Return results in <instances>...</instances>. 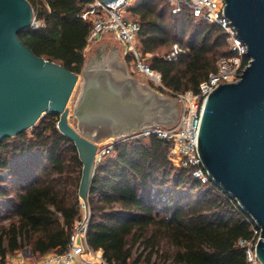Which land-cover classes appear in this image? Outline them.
I'll return each instance as SVG.
<instances>
[{
	"label": "trees",
	"instance_id": "trees-1",
	"mask_svg": "<svg viewBox=\"0 0 264 264\" xmlns=\"http://www.w3.org/2000/svg\"><path fill=\"white\" fill-rule=\"evenodd\" d=\"M27 2L38 26L19 40L35 56L80 74L92 24L78 15L91 0ZM130 12L139 24L138 48L172 97L197 92L217 61L231 55L218 26L186 11L173 14L163 0H141ZM57 121L43 115L29 135L0 141V264L25 249L38 259L65 253L82 217V164ZM171 146L153 135L118 139L102 157L87 197V245L109 264H246L237 242L250 238L247 215L219 187L201 184L193 169L173 166Z\"/></svg>",
	"mask_w": 264,
	"mask_h": 264
},
{
	"label": "water",
	"instance_id": "water-1",
	"mask_svg": "<svg viewBox=\"0 0 264 264\" xmlns=\"http://www.w3.org/2000/svg\"><path fill=\"white\" fill-rule=\"evenodd\" d=\"M223 14L250 61L239 80L218 85L206 98L196 148L211 182L261 229L256 255L264 264V0H225ZM32 24L27 0H0V141L32 128L43 115H56V128L74 144L82 164L78 197L88 213L98 145L104 136L118 139L127 134L119 128L81 127L87 87L72 111L68 103L84 72L75 74L35 56L18 38ZM104 89L108 92L100 107L118 124L123 111L118 89ZM73 119L80 127L69 124Z\"/></svg>",
	"mask_w": 264,
	"mask_h": 264
},
{
	"label": "built area",
	"instance_id": "built-area-1",
	"mask_svg": "<svg viewBox=\"0 0 264 264\" xmlns=\"http://www.w3.org/2000/svg\"><path fill=\"white\" fill-rule=\"evenodd\" d=\"M140 1L138 0L137 3ZM163 1L170 6L173 14L186 11L197 21L218 26L226 34L231 55L222 57L217 61L215 71L210 73L208 78L199 84L197 92L187 91L174 95V98L181 106V111L175 124L168 127L148 126L119 139H139L153 135L160 140L171 141L172 146L168 152V160L172 165L183 169H193V177L198 179L201 184H213L202 166L196 148L197 132L204 103L208 95L218 85L239 80L250 59L246 56L245 44L238 38L235 29L223 14L225 0ZM132 6L134 5H131V0H116L106 4L100 0H91L87 9L78 16L92 24V29L87 39L88 43L97 41L105 33L112 34L122 44L123 56L128 59L133 71L145 76L161 87V75L150 68L146 62V56L138 48L139 40L137 34L139 24L132 15L129 17L123 16L124 12H127ZM37 26L38 23L33 17L31 28ZM117 140L108 142L97 157L102 158L108 155ZM2 175L4 176L5 173L3 172ZM79 204L83 211L82 217L75 221L65 253L61 255L47 254L37 264H77V260L80 261V264H109L103 260L100 251L95 252L87 245L86 229L89 212H85L84 204L80 199ZM237 206L242 211L238 203ZM246 219L249 224L250 238L248 240L239 239L237 245L245 251L246 264H262L256 255V245L261 239V229L250 216L247 215ZM15 264L28 263L24 257H20Z\"/></svg>",
	"mask_w": 264,
	"mask_h": 264
},
{
	"label": "crops",
	"instance_id": "crops-1",
	"mask_svg": "<svg viewBox=\"0 0 264 264\" xmlns=\"http://www.w3.org/2000/svg\"><path fill=\"white\" fill-rule=\"evenodd\" d=\"M83 56L84 77H80L81 89L73 107V109L76 107L87 87L89 94L82 109L81 127L119 128L122 135H128L148 126L168 127V123L172 122L173 119L166 109L170 102L169 98L156 92L148 83L149 79L133 71L131 64L123 56L122 44L112 34L105 33L97 41L88 43L83 50ZM104 85L107 88L118 89L119 104L123 109L118 124H115L111 116L100 107L105 103V92H108ZM69 124L73 128L80 127L76 119L70 120ZM109 139L113 138L104 136L103 142ZM77 261V264H80V261Z\"/></svg>",
	"mask_w": 264,
	"mask_h": 264
},
{
	"label": "rangeland",
	"instance_id": "rangeland-1",
	"mask_svg": "<svg viewBox=\"0 0 264 264\" xmlns=\"http://www.w3.org/2000/svg\"><path fill=\"white\" fill-rule=\"evenodd\" d=\"M130 9H132V7H130L127 12H124V14H123L124 17H129L131 15ZM148 83L150 84V86L155 88L156 92H158L160 94L162 93V95L164 97L169 98L170 102L166 105V109L169 112L168 114L170 115V118L173 119V120H172V122L170 124L168 123L167 126H171V125L175 124L176 120H177V118H178V116L180 114V111H181L180 104L178 103V101L174 97H172L168 93L162 92L160 86H157L156 84H154L150 80H148ZM80 89H81V80L79 79V82H78V84H77V86H76V88H75V90H74V92H73V94H72V96L70 98V101L68 103V108H69L70 111L73 110V107H74V104H75V102L77 100V97H78V94L80 92ZM158 107H159V105L157 106V111H158ZM30 133H31V129H28L27 130V134L29 135ZM113 140H116V139H111V140L109 139V140H106V141L100 143L98 145L97 156H98L99 152L108 144V142L113 141ZM24 159H25V157L19 158L18 160H19V162H21ZM101 160H102V158H98L97 157L96 166L98 165V163ZM2 174H3V172H1L0 175H2ZM20 257H24L25 261L28 264H37L39 262V260H40L38 258L32 257L31 254H30V251L28 249H25L23 251H19V252L15 253L14 255L8 256L7 259H6V264H15V263H17V261L19 260Z\"/></svg>",
	"mask_w": 264,
	"mask_h": 264
},
{
	"label": "bare ground",
	"instance_id": "bare-ground-1",
	"mask_svg": "<svg viewBox=\"0 0 264 264\" xmlns=\"http://www.w3.org/2000/svg\"><path fill=\"white\" fill-rule=\"evenodd\" d=\"M121 77V76H120ZM124 77V76H123ZM118 79V78H117ZM120 80H121V78H120ZM86 82H87V79H86Z\"/></svg>",
	"mask_w": 264,
	"mask_h": 264
}]
</instances>
